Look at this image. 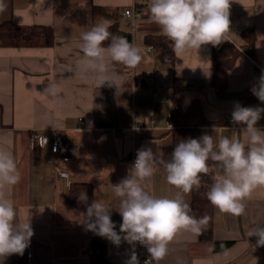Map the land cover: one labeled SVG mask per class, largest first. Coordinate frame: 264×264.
Wrapping results in <instances>:
<instances>
[{
	"label": "crops",
	"instance_id": "obj_1",
	"mask_svg": "<svg viewBox=\"0 0 264 264\" xmlns=\"http://www.w3.org/2000/svg\"><path fill=\"white\" fill-rule=\"evenodd\" d=\"M0 21L17 24L49 25L53 29L51 46H0V138L8 141L19 171L20 183L12 189L18 219H28L33 236L24 254L12 255L3 264H89L86 252L89 231L81 224L85 212L68 201L70 183L92 184L93 199L113 208L111 219L116 231L122 217L115 208L118 198L112 185L123 179L133 164L137 150L151 147L170 159L172 132L167 118L175 115L173 96L183 109L194 101L197 110L189 112L183 125L216 130L217 135L242 136L243 125H230L229 115L236 104L261 107L251 89L264 72V0H232L230 32L218 46L231 45L222 69L213 67L215 46L202 45L197 51L175 53L174 61L163 62L155 48L145 43L147 34H162L151 22L149 0H4ZM143 3V15L133 17L124 10ZM92 4L118 9L94 17ZM101 18L116 20L121 33L143 55L135 68L118 66L126 81L115 87H96L91 74L80 71L78 62L81 33ZM255 32L254 52L246 50L242 30ZM151 46V47H150ZM181 86L173 87V80ZM57 86V95L52 87ZM135 119L142 127L133 128ZM257 127L264 129V114ZM43 133L46 143L31 146V131ZM55 135L64 140L58 150L52 147ZM61 171L67 172L63 175ZM155 196L175 195L167 184L163 169H158L146 185ZM187 199L191 206V194ZM193 215L192 211L190 213ZM253 225L264 226V187L256 189L246 201L245 213L232 216L213 206V239L229 241L220 250H207L211 240H199L181 232L169 246L160 264H264V246L257 247L256 237L247 238ZM112 264H127L132 246H119L108 240ZM139 264L149 257L147 249L135 246Z\"/></svg>",
	"mask_w": 264,
	"mask_h": 264
},
{
	"label": "clouds",
	"instance_id": "obj_2",
	"mask_svg": "<svg viewBox=\"0 0 264 264\" xmlns=\"http://www.w3.org/2000/svg\"><path fill=\"white\" fill-rule=\"evenodd\" d=\"M232 0H149L150 20L171 42L175 53L199 50L202 45L218 46L230 32ZM6 5L0 0V12ZM112 21L101 18L81 33L78 62L80 71L90 73L96 87H115L119 91L126 81L118 66L135 68L143 60L141 50L124 36L110 31ZM107 42V43H105ZM52 95L59 88L52 87ZM264 103V72L251 89ZM264 108L236 104L231 113L233 124L243 125L242 136H213L204 133L198 138L182 139L176 143L170 159L151 147L137 150L127 175L112 185L118 198L115 208L122 217L117 232L111 219L113 208L99 199L88 202L86 192L78 200L86 205L80 218L87 231L107 238L114 245L127 242L132 252L127 264H139L136 244L147 249L149 259L144 264H160L169 253V246L181 232L194 237L202 235L209 217L191 215L187 197L202 186V177L211 176L205 193L207 200L220 213L242 216L246 201L252 193L264 187V129L257 127ZM219 127L213 126L212 132ZM158 169H163L167 184L176 189L172 197L153 195L146 187ZM21 181L15 156L8 141L0 138V264L12 256H22L30 244L33 229L29 219L21 222L12 198V189ZM247 238L256 237L257 247L264 246V226L253 225ZM214 244H208L212 252Z\"/></svg>",
	"mask_w": 264,
	"mask_h": 264
},
{
	"label": "trees",
	"instance_id": "obj_3",
	"mask_svg": "<svg viewBox=\"0 0 264 264\" xmlns=\"http://www.w3.org/2000/svg\"><path fill=\"white\" fill-rule=\"evenodd\" d=\"M137 10H142L143 3H137ZM94 17L102 14H117L118 9H107L105 7L92 4ZM145 14H149V10L145 11ZM143 15V13H141ZM112 27L110 31L118 35L121 30L118 27L117 21H112ZM243 37L247 40L245 45L247 52L252 55L254 52L255 32L252 28H246L242 30ZM54 42L53 29L49 25L39 24H17L12 20L0 21V46H51ZM107 43V42H105ZM145 43L151 44L155 48L156 57L163 62H173L175 53L172 49L171 42L163 34H147L145 36ZM231 45L215 46L212 53L213 67L215 69H222L226 65V59L231 52ZM181 81L177 78L173 80V87L178 88L181 86ZM173 111L175 115V126L171 128L172 132V151L176 143L182 139L198 138L204 133L217 136L216 131L212 132V129H202L200 127L185 126L183 120L189 112L197 110V104L194 101L186 110L183 109L181 99L173 96ZM211 176L202 177V186L199 190H194L191 193V206L192 213L197 218L202 216H208L209 222L199 240H211L215 245V250H220L229 245V241H217L213 239V205L207 200L205 193L211 184ZM86 192L88 196V202L93 200V188L92 184L87 181H79L70 183L68 187V201L79 210L86 211V205L78 200V194L80 192ZM90 244L86 249L89 256V264H112L109 258L107 250L108 239L100 237L95 233L89 231Z\"/></svg>",
	"mask_w": 264,
	"mask_h": 264
},
{
	"label": "built area",
	"instance_id": "obj_4",
	"mask_svg": "<svg viewBox=\"0 0 264 264\" xmlns=\"http://www.w3.org/2000/svg\"><path fill=\"white\" fill-rule=\"evenodd\" d=\"M124 13L126 15H131L133 17H137V16H140L142 12L140 10H137V8L134 7V5H133L130 8H126L124 10ZM166 121H167V127L168 128H173L175 126L173 115H169ZM228 121H229L230 125H232V126L236 125V124H233V122L231 120V114L228 117ZM142 126H143V122L140 119H135L133 128L142 127ZM45 143H46V137L43 133H39L35 130L31 131V134H30L31 146H34V145L43 146ZM63 145H64V140L60 136L55 135V137L53 138V141H52L53 149L58 150L61 147H63ZM135 158H136V156L134 157L133 162H134ZM61 172L63 175H67V172H65V171H61ZM147 259H149V257H147V256L144 257L142 259V263L144 264V262Z\"/></svg>",
	"mask_w": 264,
	"mask_h": 264
}]
</instances>
